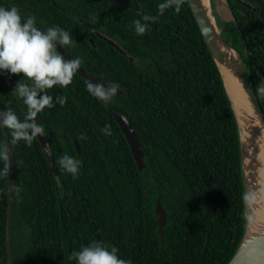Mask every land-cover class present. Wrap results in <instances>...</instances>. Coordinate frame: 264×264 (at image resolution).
I'll return each instance as SVG.
<instances>
[{"label":"trees","instance_id":"trees-1","mask_svg":"<svg viewBox=\"0 0 264 264\" xmlns=\"http://www.w3.org/2000/svg\"><path fill=\"white\" fill-rule=\"evenodd\" d=\"M119 1L101 10H19L22 18L35 16L42 31L56 26L69 32L73 44L66 51L101 82L119 84L122 93L108 104L99 102L77 73L67 88L48 90L54 100L67 98L36 121L45 129L57 174L38 137L31 147L23 141L12 145L19 191L10 254L9 177L0 178V264H76L71 253L92 241L116 247L131 264H229L241 246L248 206L238 121L189 3L185 0L179 14L166 10L139 36L133 21L158 15L163 0ZM228 2L231 21H217L241 55L264 110L258 92L264 83L257 72L264 76V0ZM7 5L0 1V7ZM7 74L11 84L0 71L2 109L23 120L26 107L12 91L27 81ZM109 105L134 127L145 169H138ZM105 125L111 126V136L101 133ZM6 146L0 128V148ZM63 155L82 162L78 179L60 168ZM158 200L167 215L163 237Z\"/></svg>","mask_w":264,"mask_h":264},{"label":"clouds","instance_id":"clouds-1","mask_svg":"<svg viewBox=\"0 0 264 264\" xmlns=\"http://www.w3.org/2000/svg\"><path fill=\"white\" fill-rule=\"evenodd\" d=\"M184 4L185 0H163L157 6L158 15L144 14L133 21L135 33L143 36L149 30L150 24L157 22L166 10L174 9L179 14ZM92 22H95L94 17ZM72 44L70 33L64 29L53 26L42 31L36 26L35 16L22 18L18 8L0 7V71L21 76L27 81L18 82L12 91L26 107L23 120L11 109L0 111V128L10 132L11 145L23 141L31 147L38 136L43 137L45 134L44 127L36 122L38 114L55 107L56 104L61 107L66 104L65 96H55L54 100L48 90L56 86L67 88L80 69V58L67 60L57 49V46L64 48ZM119 89L120 85L116 83L105 85L103 82H88L86 90L97 101L108 104ZM258 92L264 95V84L258 88ZM101 133L111 136V126L105 125ZM79 139L86 141L88 138L81 135ZM0 161L3 162L0 178L10 177L11 162L7 146L0 148ZM58 162L60 168L73 179L79 178L82 164L80 160L63 155ZM13 188L19 191L15 186ZM256 196V193H245L243 201L246 206L250 207L255 203ZM118 251L114 246L92 241L89 245L82 246L79 251H73L69 259L76 261V264H131L130 260L121 259Z\"/></svg>","mask_w":264,"mask_h":264},{"label":"water","instance_id":"water-1","mask_svg":"<svg viewBox=\"0 0 264 264\" xmlns=\"http://www.w3.org/2000/svg\"><path fill=\"white\" fill-rule=\"evenodd\" d=\"M104 1H109L114 4H120L118 0H104ZM187 1L202 31L205 42L215 62L217 63L218 68L220 69V72H221V75L224 81V85H225V80L223 77L222 69L224 72L234 76L242 85L245 91V94L247 98L249 99L251 106H252L251 117L256 118L259 124L264 123V110L260 103L258 95L256 93L252 80L250 78V74L245 66V63L241 55L224 38L222 29L220 28V25L214 14L212 0H208V6H206V3L204 0H187ZM237 1L241 2V0H237ZM220 3L224 6H227V7L229 6L228 0H221ZM245 5L248 8H251L250 5L248 4H245ZM105 40H107V38H105ZM107 41L111 46L115 47L119 51H122L120 47L116 43H114L112 40H107ZM93 42L94 41L92 40V43ZM57 49L65 57V59L67 60L74 59L68 53V51H66L65 48H60L59 46H57ZM233 51H235L238 54L240 63L236 62V60L234 59V55L233 53H231ZM1 72L3 76L5 77V79L7 80V82L11 84V80L8 74L4 71H1ZM257 72H258V75L262 78L263 83H264V76L259 70ZM77 74L86 83L101 82L100 77H96L90 74L88 71H86L81 66H80V69L77 71ZM225 88H226V85H225ZM121 93H122V90L119 89L118 94H121ZM227 93H228V90H227ZM228 96L231 101L232 107L234 109L229 93H228ZM108 108L127 139V142L132 150L134 159L137 163L138 169L139 170L145 169L146 168V164L144 161L145 152L143 150L140 139L134 127L130 123L128 117H126V115L117 111L110 105L108 106ZM0 111H3L1 103H0ZM234 112H235V115L238 121V117H237L235 109H234ZM238 126H239L240 142H241L243 180H244V185H245V191L246 193H248L247 183H246V174H245V157H246L245 143L246 141L243 140L239 121H238ZM3 132L6 138L7 147L9 148V156H10V162H11V174L9 177V192H8L9 194L8 196L9 197L8 218H7V242H8V251L11 254L12 238H13L12 225H13L14 214H15V190L13 186H16V178L18 176V171H17V166H16L14 150H13L12 145L9 143L10 140H9L7 130L3 129ZM258 132L259 130L257 129L255 133L253 134L252 136L253 142L258 136ZM38 138H39V141L41 143V146L44 150V153L47 157V160L50 164L52 171L55 174H57V169L55 168L54 159L48 148L47 141L43 137L38 136ZM77 148L79 150L78 144H77ZM155 213L158 216V219H157L158 233L160 237H163V229L167 224V215H166V212L160 200L157 201V204L155 207ZM250 220H251V209L248 206V218H247L245 235H244L240 248L238 249L237 253L235 254V256L233 257V259L230 261L229 264H264V234L250 236L249 235Z\"/></svg>","mask_w":264,"mask_h":264},{"label":"bare ground","instance_id":"bare-ground-1","mask_svg":"<svg viewBox=\"0 0 264 264\" xmlns=\"http://www.w3.org/2000/svg\"><path fill=\"white\" fill-rule=\"evenodd\" d=\"M208 6V0H204ZM236 62L238 54L233 51ZM225 85L236 111L241 134L245 143V174L248 193H256V201L250 206L251 220L249 235L264 234V123L251 117L252 106L240 82L231 74L223 71ZM243 117V118H242ZM259 130L253 142V134Z\"/></svg>","mask_w":264,"mask_h":264},{"label":"flooded vegetation","instance_id":"flooded-vegetation-1","mask_svg":"<svg viewBox=\"0 0 264 264\" xmlns=\"http://www.w3.org/2000/svg\"><path fill=\"white\" fill-rule=\"evenodd\" d=\"M2 1V0H0ZM9 7H16L20 11L26 10L28 8H44V9H54L61 12H69L71 10H101L105 3H112L104 0H96V3L90 2L86 4V0H4ZM119 1V0H118ZM120 2V1H119ZM114 4V3H112ZM121 4V2H120ZM221 5V4H220ZM108 8V7H107ZM226 6H217L215 10L216 17L220 24L230 22L229 14Z\"/></svg>","mask_w":264,"mask_h":264},{"label":"rangeland","instance_id":"rangeland-1","mask_svg":"<svg viewBox=\"0 0 264 264\" xmlns=\"http://www.w3.org/2000/svg\"><path fill=\"white\" fill-rule=\"evenodd\" d=\"M220 1L221 0H212V5H213V9H214V11L216 10V7L219 5V6H221L222 4L220 3ZM221 4V5H220ZM224 6V5H223ZM228 14H229V19H231V14H230V12L228 11L227 12Z\"/></svg>","mask_w":264,"mask_h":264}]
</instances>
